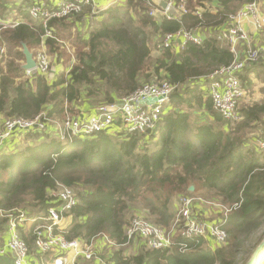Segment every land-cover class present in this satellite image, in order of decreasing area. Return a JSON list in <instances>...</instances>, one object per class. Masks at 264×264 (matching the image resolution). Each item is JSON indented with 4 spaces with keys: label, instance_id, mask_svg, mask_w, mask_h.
I'll return each instance as SVG.
<instances>
[{
    "label": "trees",
    "instance_id": "obj_1",
    "mask_svg": "<svg viewBox=\"0 0 264 264\" xmlns=\"http://www.w3.org/2000/svg\"><path fill=\"white\" fill-rule=\"evenodd\" d=\"M37 1L23 3L29 6ZM181 1L175 0V5ZM185 1L187 13L159 20L142 6L147 0H124L123 4L111 5L100 13L104 20L87 39L76 31L74 39L80 45L76 61L68 73L53 79L43 74L26 77L22 69L23 43L30 50L38 49L45 28L40 20L27 16V8H20L26 21L6 28L1 36L10 58L6 67L0 66V120L45 115L49 119H63L67 114L79 118L87 110L119 102L154 80H167L175 86L171 105L180 108L164 112L157 128L146 133L126 128L111 134L107 130L64 144L44 131L26 133L34 143L20 153L0 154V232L8 228L11 212L16 215L30 206L43 215L51 207L60 210L57 194L66 186L73 188L78 197L77 205L69 213L73 220L65 231L67 238H80L90 244L108 236L116 245L124 246L131 242L126 225L127 212L132 207L145 211L135 216L171 226L175 220L171 210L174 198L211 193L212 198L232 208L221 218L228 233L225 243L214 250L205 249L203 237L186 240L176 236L171 248L157 250L135 236L140 240V251L126 256L123 247L114 250L109 263H247L264 237V151L249 144L246 134L254 128L251 123L264 115V103L239 111L244 120L233 129H218L212 123L193 127L185 107H190L197 96L192 95L194 90L188 88V82L207 78L228 66L235 59L234 53L218 39L221 30L215 36L203 37L201 44L190 43L180 52L169 47L161 50L160 57L153 58L147 28L151 26L156 35L182 29L200 34L221 26L224 31L232 25L231 17L238 10L256 0ZM15 2L0 0V14L5 15ZM210 2L218 4L216 12L207 9ZM85 7L88 6L82 5L79 13L53 20L49 27H55L59 37L73 39L72 28L81 21L80 13ZM196 7L203 9L202 17L193 13ZM46 44L50 52L61 49L54 39H47ZM179 86L184 91L188 89L187 97L182 96L184 92L178 93ZM95 99V106L88 104ZM205 107L213 120L222 122L213 101H206ZM7 171L8 176H4ZM191 185L195 191L189 190ZM21 236L30 253L35 252L36 237ZM184 242L188 244L187 251L180 250ZM260 264H264V257Z\"/></svg>",
    "mask_w": 264,
    "mask_h": 264
},
{
    "label": "built area",
    "instance_id": "obj_2",
    "mask_svg": "<svg viewBox=\"0 0 264 264\" xmlns=\"http://www.w3.org/2000/svg\"><path fill=\"white\" fill-rule=\"evenodd\" d=\"M166 1L168 2L166 9H162L157 5V8H155V12L162 15L163 18H179L183 13H187L185 0H182L178 6L175 5V0ZM96 3L97 0H62L57 5L49 6L44 1H38L29 6L26 13L31 18L42 22L45 28L43 34L45 40L54 38L53 28L49 27L50 22L79 13L82 10V5L94 6ZM172 5L173 7H179V11L170 12ZM193 13L202 17L203 9L196 7ZM151 14L154 15V12ZM15 15L16 10H10L7 16L0 17V65L4 64L8 57L6 43L1 38L2 32L6 28L14 27L20 21H23L14 18ZM246 19H251L258 29L264 27V18L260 15L258 0L248 3L238 10L231 17L232 25L218 36L219 40L228 44L234 54L237 53V46L250 38L248 31L243 26ZM162 37L163 39L157 45L159 50L173 47L177 41H181L179 46L183 49L190 43L201 44L203 41L201 34L185 29L166 33ZM35 60L36 68L27 70L26 76L36 74L46 76L49 73L51 63L49 55L43 50L39 51ZM261 60H264V48H255L247 52L244 57L235 58L231 64L222 67L208 77L210 79L209 94L213 101V107L225 119L235 122L241 119L238 111V100L244 95L245 91L239 74L247 65ZM32 72H35V74H30ZM174 89L175 86H172L167 80L154 81L125 96L118 103L100 106L97 112L88 118L80 119L67 114L63 118V124L54 129L57 136L55 138L60 142L71 143L78 138L90 137L93 134L105 132L113 125L117 115L121 118L125 128L138 130L141 133L151 132L157 128L161 121L164 106L170 100ZM48 120L50 119L46 115L33 119L14 117L0 120V146L15 132L21 134L38 131L46 132L49 127ZM256 145L261 151H264V137L258 138ZM57 195L61 204L60 210L55 207L49 208L48 213L43 215L40 218V223L34 227L33 233L36 237L35 244L37 248L41 252H73L76 257H82L86 260L98 259L100 264H110L109 260H101L92 244H87L80 238L72 240L67 238L66 229L63 228L62 224L64 217H66L64 214H69L72 208L77 205L78 197L73 188L66 186L62 187ZM234 207H237V204ZM231 210V207L227 208L225 215ZM178 211L174 220V228L170 230L172 234L167 231L169 229L166 227L154 224L143 216H135L131 220L126 234L129 238L142 237L146 240L149 248L157 250H166L174 245L176 237H174V232H178L177 236H181L186 240L203 237L221 244L228 239V233L222 226L224 219H221L218 223H211L194 214L193 197L189 195L181 197ZM8 216H10L8 226L10 238L7 249L13 254V264H29L30 249L20 233V225L26 222L29 217L24 211H18L16 215L11 212ZM103 239L106 243L108 241L112 242L107 236H104ZM180 248L181 250L188 249V244L184 242ZM5 252V248L0 250L2 254ZM59 260L60 264H65L63 256L59 257ZM54 263L58 264L56 260Z\"/></svg>",
    "mask_w": 264,
    "mask_h": 264
},
{
    "label": "crops",
    "instance_id": "obj_3",
    "mask_svg": "<svg viewBox=\"0 0 264 264\" xmlns=\"http://www.w3.org/2000/svg\"><path fill=\"white\" fill-rule=\"evenodd\" d=\"M39 1H44L49 6H52V5H57L62 0H39ZM115 2L122 3V2H124V0H97V3L94 6L85 7V9L80 13V15L83 18L85 15H89L91 13L97 14L98 11H104L105 9L110 7L112 4L113 5L117 4ZM259 5L261 6L260 7V15L264 18V0H260ZM29 6H31V4ZM29 6H25L23 3V0H16V2L8 8L6 14L5 15L0 14V17L7 16V14L10 12V10H16V15L14 16V18L21 19V20L24 19L26 21V18L23 17V15L26 13V11L23 14V12L20 11V8L24 9V8H28ZM218 7L219 6L216 2H210L207 4V9L211 12H216ZM88 8H90L91 10ZM27 16H28V14H27ZM102 17H103V19L100 21V23L104 20V16H102ZM97 19H98V17H97ZM82 22H85V21L83 20ZM243 26L248 31V33L250 35L249 45L254 46V47H259V48L263 47L264 48V27L262 29L256 28L254 22L251 19H246L243 22ZM80 27H81V22L79 21L77 26L72 28V32L75 33L77 30L81 31L84 38L87 39L85 32H83ZM221 27H218V28L211 27L206 31H202V32L200 31L201 32L200 34L204 38L206 36H211V35L215 36L216 33L218 34L221 30L223 31V29H220ZM53 31H54V38H48V39H54L56 41L57 45L59 46V48H61V50H59L58 52H52L55 55L54 56V62H53L54 67L47 76L49 79H53V78L60 76L64 73H68L70 71V68L72 67V65L76 61L74 54L72 52H68L64 48L65 47L64 45H66V46L68 44L71 45L73 40L66 38L62 35H60V37H59L56 33L55 27H53ZM63 33L67 34V32H65V31H63ZM75 36L76 35L73 34L72 38H74ZM160 37H162V35L158 34L155 36V39H158ZM46 41H47V39H45V40L43 39L41 45L39 46V48L42 47L43 48L42 50H44V51H46V48H48V50H49V47L46 44ZM180 42L181 41L175 42L174 46L172 47L174 52H180L183 49L179 46ZM224 43L225 42H223L222 44L225 45ZM150 44L152 47L151 41H150ZM245 51H246V46H245V43L243 42L237 46V53H236L237 55L234 54V57L235 58L243 57L245 54ZM162 52L163 51H161L159 49L157 50V49L152 47L151 56L153 58L160 57L162 55ZM20 62L22 63L23 60ZM5 65L2 64L0 66L6 67ZM239 75H240V77L243 78V79H241V82H242V85H243L245 92H246L242 96V99L248 98V101H244V102L240 103L239 111L242 113V110L245 108L253 107L255 104H263L264 103V60L256 62V63L251 64V65H247L246 68L244 70H242ZM209 84H210V79L208 77L207 78H204V77L193 78L191 81L188 82V88L190 90H194V93H192V95L197 96V99H194L191 102L190 107H188V106L185 107V109L190 112V117H189L190 124L193 127H195V126H198V125L203 124V123H212L218 129H225V128L233 129V128H235L236 127L235 125L239 122L235 123V121L227 120L219 112L218 113L221 115L222 122H217V121L213 120L211 113L209 111H207V107H205L206 101H209V102L212 101V98L210 97V94H209ZM177 88H178V93L180 91L184 92L182 94V96L187 97L186 93H187L188 89H187V91H184L183 89H181V86H179ZM252 88H254V90L256 91V93L254 94V98L251 97V94L253 92ZM175 91L176 90L174 89V91L171 94L170 100L168 101L169 103L167 102L168 105L166 103L167 106L166 105L164 106L163 113L164 112L168 113V111L171 112V111H174V110L180 108V107H177L175 104L173 106L171 105L172 96H173V93ZM97 109H98V107L94 108V110H87L86 112L82 113L79 118L80 119L88 118L91 115H94L96 113ZM208 114H209L211 120L205 121L204 117L207 116ZM243 120L241 123H243ZM120 121H121L120 117H119V115H117L115 117V121H114L113 125L111 126V129H109L110 133L111 132H118V129H116V128H118L119 123H121ZM229 124L232 126H230ZM251 124H252L251 126L254 128L252 130H250L249 132H247L246 140L249 144H251L254 148H256L257 139L260 137H264V115L262 114L260 116L259 120L253 121ZM51 132L52 131H50V129L48 127V130L46 131V133L51 135ZM156 132H157V130L154 133H156ZM52 137H55V136H52ZM25 140L27 142H25ZM32 142H33V140L26 137L25 134L22 135L20 132H15L11 137L7 138L4 141V143H3L4 145L2 144L0 146V154H3V153L4 154L20 153L23 150H25L27 148V146L31 145ZM7 175H8V171L4 173V176H7ZM191 186H193L195 188L194 185H191ZM196 195H198V194H196ZM178 209H179V197H176L172 201V205H171V210H172V212L175 213V216L177 215ZM137 213H139V214L145 213V211L144 210L140 211L138 207H132L127 212L128 221L131 219V217L135 216ZM28 214H29L28 215L29 219L26 222H24L22 225H20V233L22 235H24L26 238H30L32 235L34 236V233H33L34 227H35V225L40 223V221H41L40 218L43 216V213L38 212L35 208H33V211L28 212ZM72 220H73V216H71L69 214L66 217H64L63 222H62L63 228L67 229L69 227V225L72 223ZM177 235H178V232H174V237ZM9 238H10L9 228L0 232V250L3 248L6 249L5 253H3V254L0 253V264H13V254L7 249V244H8ZM101 238L95 239V241L97 243V246H96L97 252L96 253L101 258V260H108V258H110L111 253H112V250L110 252H109V250L113 246L112 247L108 246V244H105L104 240H102ZM139 241L140 240H134L133 242H131L129 244V247L130 246L133 247L132 252L129 251L128 248H124V253L126 256L137 254L140 251ZM204 242L205 243L203 244L202 248H205V249H213L214 250L217 247V245H219V243H217L216 241H214L210 238H205ZM34 249H35V252H32L29 255V264H52V262H54L55 260L57 262H59L60 261L59 257H61V256H63V258L65 260V264H75V263H80V262H83V264H94V263L100 264V261L98 259L95 262L93 260H85L82 257H76L73 252L60 253L57 251H52V252L42 253L37 248H34ZM116 250H119V249H116ZM187 250L188 249H185L182 251H187ZM104 253H106L105 259H103V257H102V255ZM81 260H85V261H81Z\"/></svg>",
    "mask_w": 264,
    "mask_h": 264
},
{
    "label": "rangeland",
    "instance_id": "obj_4",
    "mask_svg": "<svg viewBox=\"0 0 264 264\" xmlns=\"http://www.w3.org/2000/svg\"><path fill=\"white\" fill-rule=\"evenodd\" d=\"M148 2L146 3H144L142 6H144L145 7V9H146V12L149 14V15H151V16H153L156 20H159V19H161L163 16L162 15H159L157 12H155V8H157V4L155 3V2H152V0H147ZM259 1V3H260V0H258ZM115 3H117V4H123V2L122 3H118V2H115ZM113 5V4H112ZM260 6V5H259ZM261 7V6H260ZM171 11L170 12H172L173 13V11H177L178 9H179V7H173V5H172V7H171ZM91 10V9H90ZM179 11V10H178ZM102 11H98L97 12V14H93V13H91V14H89V15H85L83 18H82V20L80 21L81 22V30L83 31V32H85V35L88 37V35L91 33V31L94 29V28H96L97 26L99 27L100 26V21L103 19V17L100 15V13H101ZM137 12V11H136ZM152 12H154V15L153 14H151ZM2 16V15H1ZM74 16L75 15H73V18H74ZM97 17H98V19H97ZM85 21V22H82V21ZM147 31H148V35H149V38H150V41H151V43H152V47L153 48H155V49H157L158 50V48H157V45H158V43L163 39V37H160V38H158V39H155V34L156 33H154V31L152 30V28H151V26H149L148 28H147ZM75 35H76V32L74 33ZM73 40V42L71 43V45H64L65 47V49L68 51V52H72L73 54H74V56H75V59H76V55L78 54V50L80 49V45L78 44V42L76 41V39H72ZM249 40H250V38H249ZM249 40L248 41H245L244 43H245V46H246V51H245V54L247 53V52H249L250 50H253V49H255V48H259V47H254V46H251V45H249ZM243 43V42H242ZM67 44V43H66ZM241 44V43H240ZM239 44V45H240ZM6 46H7V44H6ZM63 48V49H64ZM7 49H8V46H7ZM42 47H40V48H38V49H36V50H31L33 53H34V57H36L37 56V54H38V52L39 51H42ZM61 50V49H60ZM9 51V50H8ZM44 51V50H43ZM48 55H49V57H50V60H51V63H50V69H49V73L51 72V70L53 69V67H54V54L52 53V52H50L49 50H48V48H46V51H45ZM245 54H244V56H245ZM243 56V57H244ZM9 58H10V56H9V53H8V57L6 58V61H5V63H4V65L5 64H7V62H8V60H9ZM262 61V60H261ZM25 63V59L23 60V62H22V65ZM246 68V67H245ZM244 68V69H245ZM243 69V70H244ZM26 72V71H25ZM48 73V74H49ZM30 74H35V72H32V73H30ZM48 74L46 75V76H48ZM29 76H31V77H33L34 75H29ZM27 77V76H26ZM155 81V80H154ZM154 81H152V83L154 82ZM149 83H151V82H146V83H144L143 85H145V84H149ZM253 89V92H252V94H251V97L252 98H254V94L256 93V91L254 90V88H252ZM174 91V90H173ZM244 91H245V89H244ZM246 93V92H245ZM244 101H248V98H245V99H242V97H240L239 98V100H238V111H239V107H240V103L241 102H244ZM98 103V100H94V101H89V105H96ZM169 103V102H168ZM168 103H167V105H168ZM166 105V106H167ZM1 118H3V117H1ZM6 119V118H5ZM3 120V119H2ZM120 120H121V118H120ZM204 120L205 121H210L211 120V118H210V116H209V114L207 115V116H205L204 117ZM63 121H64V119H61V118H54V119H50V120H48L47 122H48V126H49V129H50V131H52L51 132V135L52 136H56V133H55V131L53 130V129H57V128H59L62 124H63ZM115 121V120H114ZM121 123H119V125H118V128H116V129H118V132H121L122 130H125L126 128H125V125L122 123V121H120ZM236 122H239V123H237L236 124V126H239L240 124H241V122H242V119H240V120H238V121H236ZM235 122V123H236ZM52 126V127H51ZM109 129H111V127L109 128ZM155 132V131H154ZM117 132H111V134H116ZM22 135H24V134H22ZM26 135V134H25ZM57 137V136H56ZM84 138H86V137H84ZM25 142H27L26 140H25ZM34 143V142H33ZM62 144H64V142H61ZM4 145V144H3ZM8 174H9V171H8ZM8 176V175H7ZM189 190H190V188H189ZM190 191H195V188H194V190H190ZM199 194L198 195H200V196H198V195H196V194H194V195H189V196H191V197H193V212L196 214V215H198V217H200L201 219H206V220H208L209 222H211V223H218L219 221H221V218H223V216L225 215V213H226V210H227V208H230V205H224V204H222L220 201H217V199H215V198H212V196L214 195V194H211V193H208V194H206L205 196H202V194H201V192H198ZM235 204H233L232 206H234ZM31 211H33V207H28L27 208V213L28 212H31ZM25 212V213H26ZM179 212V211H178ZM26 213V214H27ZM178 214V213H177ZM134 217V216H133ZM133 217H131V219L128 221V223H127V225H126V230H127V227L130 225V222H131V220L133 219ZM144 217V216H143ZM176 217V216H175ZM174 217V218H175ZM150 221V220H149ZM152 222V221H151ZM153 223V222H152ZM164 227H166L167 229H169V230H167L170 234H172V232L170 231V230H172L173 228H174V222L171 224V226H164ZM263 232H264V230H263ZM262 232V233H263ZM108 237V236H107ZM109 238V237H108ZM110 239V238H109ZM131 239V242H133L134 240H137L136 239V237H134V238H130ZM113 242V241H112ZM111 241H108L107 243H105V244H108V246H110V247H112L110 250H109V252L112 250V251H114V250H116V249H120V248H128V250L129 251H133V247L132 246H130L129 247V244L131 243H129L128 245H124V246H118V245H116L114 242L112 243ZM90 244H92V247H93V249H95V252H97V249H96V246H97V243H96V241H93L92 243H90ZM132 245V244H131ZM106 249V248H105ZM254 252V251H253ZM253 252H252V254H253ZM252 254L249 256V259L251 258V256H252ZM102 257H103V259H105V257H106V253H104L103 255H102ZM108 258V257H107ZM248 259V260H249ZM86 260V259H85ZM92 260H96V259H92Z\"/></svg>",
    "mask_w": 264,
    "mask_h": 264
},
{
    "label": "water",
    "instance_id": "obj_5",
    "mask_svg": "<svg viewBox=\"0 0 264 264\" xmlns=\"http://www.w3.org/2000/svg\"><path fill=\"white\" fill-rule=\"evenodd\" d=\"M162 9H166L168 6V2L166 0H152ZM23 52L25 55V63L22 65V69L27 70H33L36 68V60L34 57V53L29 49V47L23 43ZM190 190H194V187L191 186ZM264 250V237L261 239L259 244L256 246L251 258L247 261L246 264H259L260 260V252ZM61 262L59 261L58 264Z\"/></svg>",
    "mask_w": 264,
    "mask_h": 264
},
{
    "label": "bare ground",
    "instance_id": "obj_6",
    "mask_svg": "<svg viewBox=\"0 0 264 264\" xmlns=\"http://www.w3.org/2000/svg\"><path fill=\"white\" fill-rule=\"evenodd\" d=\"M260 260H259V264L261 263V261H262V259H263V257H264V250H262L261 252H260Z\"/></svg>",
    "mask_w": 264,
    "mask_h": 264
},
{
    "label": "clouds",
    "instance_id": "obj_7",
    "mask_svg": "<svg viewBox=\"0 0 264 264\" xmlns=\"http://www.w3.org/2000/svg\"><path fill=\"white\" fill-rule=\"evenodd\" d=\"M109 130V129H108ZM180 200V199H179Z\"/></svg>",
    "mask_w": 264,
    "mask_h": 264
}]
</instances>
